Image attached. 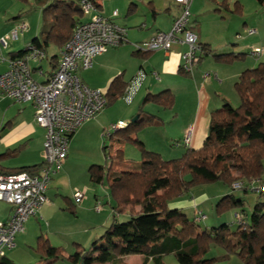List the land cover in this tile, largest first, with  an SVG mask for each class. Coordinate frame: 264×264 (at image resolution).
Segmentation results:
<instances>
[{
	"label": "crops",
	"instance_id": "crops-1",
	"mask_svg": "<svg viewBox=\"0 0 264 264\" xmlns=\"http://www.w3.org/2000/svg\"><path fill=\"white\" fill-rule=\"evenodd\" d=\"M99 4L100 13L103 16L127 29V41L98 55L89 69L80 70L78 75L82 82L91 88H103L108 91L116 77H119L127 85L141 69L145 70L148 75L133 102L127 103L121 96L118 97L95 117L85 121L72 135L69 155L61 168L62 173L71 170L75 145L79 144L85 136L92 135L93 140L103 149L102 131L109 122L124 121L129 123L135 116H139V119L146 118L148 114L158 117L157 123L142 128L131 137L143 142L147 149L160 153L164 159H170L166 158L164 153L167 146L169 151L176 154L187 149L181 141L188 128H192L189 147L194 149L202 147L209 135L212 112L223 108L226 103L232 105L230 102L233 99L238 100L235 82L240 74L248 68L257 66L260 62H264V52L258 57L253 56L250 52L253 47H261L264 50V24L248 20L247 12H245L249 5H254V9L257 11L264 9L260 1H192V29L198 34L200 44L209 46L215 53V48L219 44L222 45L221 48L246 55L244 59L232 63L221 62L213 55H207L194 66L193 72L190 74L181 71L182 55L188 50L186 44L175 43L169 51H143L135 46L137 43L148 41L159 31L171 30L174 20L180 12L179 5L174 0H99ZM33 10L40 11L38 26L30 20ZM115 10H118L117 16L114 15ZM231 12L245 18L244 40L239 39L240 33H237L238 38L233 42L230 41L232 39H229L231 37H228L231 30V24L228 21L231 20ZM208 17H211L209 24ZM21 21L29 23V31L26 30L18 39L11 40L9 45L2 50L5 59L0 58V73L9 68L8 59L13 57L14 52L27 49L33 39L40 35L41 28V7L36 5L34 0H0V38L8 34ZM33 30L35 35H33ZM249 30H254V33L249 34ZM257 35L254 42L247 41ZM32 36L34 37L32 38ZM257 42L262 43L263 46L256 45ZM51 49L52 52H50ZM62 51L63 49L51 45L47 50V60L41 63L32 62L34 77L40 81L48 79L54 72ZM244 51H248L250 54ZM53 56L57 57L51 62L50 58ZM39 67H43L44 75L38 73ZM154 72L159 74L160 80L155 77ZM165 90H169L174 95L172 106H164L151 100L145 101L149 94H158ZM119 99L125 105H120ZM118 106L123 110L117 111ZM35 113L36 110L32 103H20L0 95L1 172H10L23 166L38 165L45 160L46 129L36 122ZM110 113L113 115L109 118L106 115ZM176 141L180 143L175 144ZM134 144L138 150H129ZM113 148L115 149L112 152L113 155L122 148L124 157L122 161L116 162L115 170L122 173L137 171L139 163L131 161L139 160L141 157L137 143L125 140L121 138L120 134H117ZM261 169L264 174V160ZM58 174L59 172L56 173V176ZM63 175H59L57 179H55L56 176L53 178L47 191L48 202L38 215L32 216L26 222L24 231L20 232L16 239V247L6 252V256L15 264H24L16 261L17 253L25 254L31 249L34 252V247L41 236L48 238L50 243L55 246V240L64 237L63 222L69 214H72V209L77 215L82 214L83 210L89 209L91 202L89 200H85L83 203L76 201L73 195L75 189L71 191L67 188L66 183L63 182ZM93 179L95 182H103L102 177L99 176ZM84 187L89 189L87 183H84ZM94 196L96 201L99 200L97 190L94 191ZM175 202H170L169 207L179 209ZM12 213V205L0 200V222L9 219ZM129 217V209H125L118 216V220H127ZM34 253L35 256L27 254V260H34V258L35 260L32 262L39 260L38 253L36 251ZM94 256L97 254L95 253ZM166 256L168 255H165L163 259ZM142 260L143 256L139 254L123 257V262L127 264H140ZM59 262L71 264L67 260H58L53 264ZM147 264H155V262L150 258Z\"/></svg>",
	"mask_w": 264,
	"mask_h": 264
},
{
	"label": "trees",
	"instance_id": "trees-1",
	"mask_svg": "<svg viewBox=\"0 0 264 264\" xmlns=\"http://www.w3.org/2000/svg\"><path fill=\"white\" fill-rule=\"evenodd\" d=\"M34 1L41 7V28L40 35L32 43L46 52L51 45L63 49L84 16L81 0ZM92 1L100 9L99 0ZM259 1L264 7V0ZM26 51L14 52L13 57L22 56ZM207 55L232 63L244 59L246 54L215 53L209 46L202 45L201 59ZM56 57H51V62ZM126 86L116 77L106 90L108 104L122 96ZM235 88L240 104L233 107L226 103L223 108L214 110L209 135L203 146L197 149L187 147L180 157L164 159L160 153L147 149L143 142L131 137L142 128L157 123L156 115L132 119L124 129L116 132L114 135L120 134L121 138L137 143L141 161L133 173L115 171L107 163L89 167L94 177H102L109 184L113 222L100 238L93 241L90 250L77 244V259H73L63 247L52 245L48 238L39 237L34 250L39 255L40 264H53L58 260L90 264L96 258L110 264H127L123 257L135 254L143 256L140 264H147L150 258L155 264H166L163 258L169 254H174L180 264H213L203 257L211 243L222 245L228 253H237L246 264H264V201H257L249 216L242 198H236L233 192L222 197L216 206L218 211L240 210L234 215L235 222L239 224L235 230L228 223L203 230L199 224L206 216L197 219L203 213L196 211L192 220L182 210L169 207L172 200L201 183L222 182L234 191L237 190L234 183L242 182L239 189L264 196L261 169L264 160V62L244 70L235 82ZM173 99L174 95L165 90L149 94L145 101L172 106ZM103 151L107 158L109 151L105 141ZM115 155L123 160V149H118ZM43 165L44 161L10 172L0 170V173L34 172ZM258 179L263 187L255 191L254 185L258 184L254 181ZM161 188L167 189L166 194H158ZM136 204H141L140 211L135 210ZM125 209H129L130 217L119 221L118 216ZM72 214H75L73 209ZM97 252L100 254L94 256ZM0 264L15 263L5 253Z\"/></svg>",
	"mask_w": 264,
	"mask_h": 264
},
{
	"label": "built area",
	"instance_id": "built-area-1",
	"mask_svg": "<svg viewBox=\"0 0 264 264\" xmlns=\"http://www.w3.org/2000/svg\"><path fill=\"white\" fill-rule=\"evenodd\" d=\"M180 12L169 31H159L148 41L135 44L143 51L171 50L175 43L187 45L188 50L182 55L181 71L192 73L194 66L201 60L202 45L198 34L192 29L191 5L193 0H174ZM84 15L76 27L70 40L63 48L54 72L45 81L34 77L32 62H43L48 59L47 52L31 43L22 56L8 59L9 68L0 73V95L16 102H30L34 105L36 122L46 129L44 165L34 172L21 171L11 174L0 173V200L12 205L13 213L9 219L0 222V258L6 249L16 247L17 235L24 231L25 224L32 216L38 215L48 202L49 186L69 155L72 135L87 120L103 111L109 102L107 91L103 88H91L80 79L78 72L92 67L94 59L111 47H117L127 41V29L103 16L92 0L80 1ZM118 15V10L114 11ZM28 29V24L21 21L8 34L0 38V58L4 60L2 50L11 40H16ZM249 34L254 30H249ZM263 48H253L251 54L260 56ZM38 73L44 75L43 67ZM143 69L127 84L121 96L127 103L133 99L147 78ZM155 77L160 80L157 72ZM127 122L112 123L104 129V137H112L124 129ZM192 128H188L181 143L186 147L191 144ZM180 142L176 141L175 144ZM254 190H260V180H255ZM242 182L234 183L239 189ZM83 192L75 193V200L80 201ZM100 202L97 203L99 210ZM236 217H239L236 214ZM205 215L199 214L197 219Z\"/></svg>",
	"mask_w": 264,
	"mask_h": 264
},
{
	"label": "rangeland",
	"instance_id": "rangeland-1",
	"mask_svg": "<svg viewBox=\"0 0 264 264\" xmlns=\"http://www.w3.org/2000/svg\"><path fill=\"white\" fill-rule=\"evenodd\" d=\"M254 5H249L247 7V17L248 20H255L256 22H260L264 24V9L255 10ZM88 17V15H84L83 18ZM40 19V11L39 10H33L31 14V19L33 23H36L38 26ZM208 24L211 23V17H208ZM230 19L228 20L231 24V30L228 34V37H231L229 39H232L230 41H235L237 37V33L241 34L242 40H244L243 35V24L245 22L244 17H239L236 15V13L230 14ZM212 25H214L212 23ZM29 26V23H28ZM34 29V28H33ZM29 31V28L27 29ZM37 33V32H36ZM32 35V34H31ZM30 35V36H31ZM33 35H35L33 30ZM34 36H32L33 38ZM249 39L247 41L254 42L255 38ZM31 38V39H32ZM251 38V37H250ZM234 39V40H233ZM217 43V42H216ZM258 46H263L262 43H258ZM255 45V46H256ZM222 45L216 46V53H229L232 52L231 50L227 48H221ZM254 48V47H253ZM53 50L51 49L50 52ZM245 53H249L248 51H244ZM238 100H231V104L233 107H237L240 104V97L237 95ZM120 105H125L121 99H119ZM117 111L123 110L121 107H117ZM113 115V113H110L108 116L109 118ZM115 123V122H112ZM107 125L106 128H108L111 124ZM93 127V126H92ZM96 127V126H95ZM92 129V128H91ZM104 131H102V137L103 141L106 142V145L108 147L109 155L106 158L104 151L102 147H99L98 144L93 140L92 135L85 136L79 144L75 145V148L73 150V160H72V168L71 170H68L67 172L62 173V167L58 170L59 174L56 176L55 179L58 178L59 175H63V182L66 183L67 188L71 191L74 189V196L75 193L80 191L84 193V197L80 200L82 203L85 200H89L91 203L89 205V209L83 210L82 214H69L65 222H63V235L64 237L55 240V246L57 247H63L67 253L72 256L73 259H77L78 254V245L74 244L77 242L82 248L86 250H90L92 247V243L94 240L100 238V236L105 232L106 228L111 225L113 222L112 217V207L111 203L113 202V198L111 197V191L109 184L107 180L105 179L102 183L101 182H95L94 176L89 172V167L92 164H108L112 166V169L115 170V164L117 161H122L116 157V153L114 155L112 154L113 151H115L114 142L116 139V135L112 137H104ZM234 143H230V145H233ZM129 150H138V147L134 144L130 147ZM169 151V148L164 150L165 157L166 158H177L180 157L184 151L181 153H174L172 151ZM141 153V150H139ZM173 155H175L173 157ZM177 155V156H176ZM137 157V156H136ZM44 159V158H43ZM135 163H139L141 161V157L139 160H131ZM117 171V170H115ZM57 172V173H58ZM119 172V171H118ZM54 176V177H55ZM264 176V174H263ZM84 183H87L89 189L84 187ZM98 193L99 200L96 201L94 196V191ZM167 189L161 188L158 190V194H166ZM230 192H233L236 198H242L245 202L244 208L247 210L249 216L251 215L253 208L257 201H264V196H259L254 191H248L245 192L242 189H237L232 191L229 186L222 182H213V183H201L196 184L192 186V188L183 193L182 195L175 198L176 205L181 208V210L192 220L195 218L196 211L203 213L206 218L205 220L200 222V228L201 229H208L212 226H218L222 223H228L230 227L235 230L238 228V223L235 222L234 215L235 212L240 211L239 208H231L224 211H218L216 206L219 200L224 197L225 195L229 194ZM100 202L99 210L97 209V203ZM197 206V207H196ZM197 209V210H196ZM135 210L140 211L141 210V204L135 205ZM18 237V235H17ZM17 239V238H16ZM23 247V246H21ZM18 249V248H17ZM15 249V250H17ZM20 249V247H19ZM9 249H6V252H8ZM14 251V250H13ZM35 252V251H34ZM31 249L30 252L23 253L19 252L18 255L15 257L16 261L23 262L24 264H40L39 260L36 262H32L35 260H27L28 256L27 254H30L32 256H35V253ZM97 255L100 253L97 252ZM228 254L227 257H223L224 255ZM204 260L213 263V264H246V262L237 254V253H228L227 250L220 244L217 243H211L208 250L204 253ZM31 261V262H30ZM164 262L166 264H180L179 259L175 255H168L165 257ZM106 263L101 258H96L92 260L90 264H104ZM56 264H68V263H56ZM77 264H82L80 261Z\"/></svg>",
	"mask_w": 264,
	"mask_h": 264
},
{
	"label": "water",
	"instance_id": "water-1",
	"mask_svg": "<svg viewBox=\"0 0 264 264\" xmlns=\"http://www.w3.org/2000/svg\"><path fill=\"white\" fill-rule=\"evenodd\" d=\"M139 116H135L134 121L138 119Z\"/></svg>",
	"mask_w": 264,
	"mask_h": 264
}]
</instances>
